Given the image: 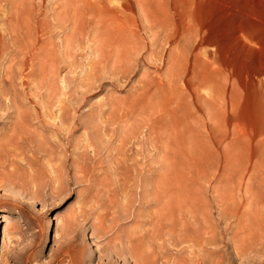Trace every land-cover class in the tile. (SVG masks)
Returning <instances> with one entry per match:
<instances>
[{"label":"rangeland","instance_id":"1","mask_svg":"<svg viewBox=\"0 0 264 264\" xmlns=\"http://www.w3.org/2000/svg\"><path fill=\"white\" fill-rule=\"evenodd\" d=\"M62 2L0 0V264H264V152L246 169L213 146L196 40L172 51L134 4L126 44L99 49L56 28ZM238 2L264 6L198 0L195 20ZM34 25L53 29L36 59Z\"/></svg>","mask_w":264,"mask_h":264},{"label":"bare ground","instance_id":"2","mask_svg":"<svg viewBox=\"0 0 264 264\" xmlns=\"http://www.w3.org/2000/svg\"><path fill=\"white\" fill-rule=\"evenodd\" d=\"M158 1L159 3L156 4ZM197 1L63 0L62 4H57L72 10L73 21L67 24L65 18H60L56 28L63 31L69 29V32L71 30L72 33L81 35L85 27H88L94 33L99 49L120 47L123 43L126 44L125 33H130V27L135 26L132 13L136 4L141 7L151 29L159 23L164 30L171 31L166 38L172 51L181 39H195L194 51L188 54L190 58L194 57V70L198 68L200 73L196 75L194 70L188 69L187 76L188 78L194 76L196 91L206 90L205 96L198 97L207 105L209 121L212 124L210 127L205 124L204 128L207 129L216 149L219 151L226 149L228 164L244 163L246 169H251L259 160L258 157L253 161V155L259 151L264 152V6H241V4L238 6V2L235 6L227 5L222 9L220 7V15L216 14L219 18L216 19L217 26L210 28L208 24V26L198 25L195 20L194 6ZM50 27L44 26L47 28V33H44L45 29L41 31L35 26L34 33L39 35L33 38V51H30L33 52L31 53L33 59L42 52H52L53 43L50 40H43L48 32H53ZM62 46L69 47L70 40L64 41ZM119 53L122 54V50ZM48 55L52 57V53ZM51 57L45 55L46 60ZM230 57L235 59L234 63L229 61ZM190 60L192 59H187ZM45 63L47 61L42 65ZM43 69L44 67L41 70ZM224 76L226 84H222ZM186 79L185 77L184 80ZM245 152L249 157L246 156L244 161L241 155ZM262 164L264 163L259 166L263 168ZM255 238L254 236L253 239L256 240ZM247 250L250 251V248Z\"/></svg>","mask_w":264,"mask_h":264}]
</instances>
